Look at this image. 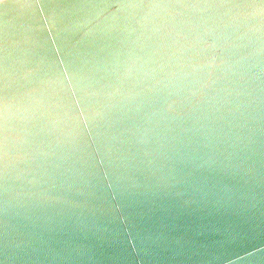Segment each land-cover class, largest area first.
Returning <instances> with one entry per match:
<instances>
[{"label":"water","instance_id":"obj_1","mask_svg":"<svg viewBox=\"0 0 264 264\" xmlns=\"http://www.w3.org/2000/svg\"><path fill=\"white\" fill-rule=\"evenodd\" d=\"M0 264H264V0H0Z\"/></svg>","mask_w":264,"mask_h":264}]
</instances>
